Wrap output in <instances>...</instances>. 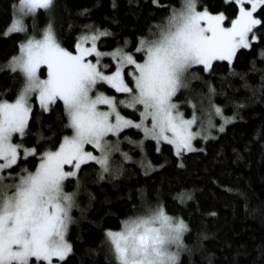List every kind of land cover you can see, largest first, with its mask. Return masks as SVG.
Masks as SVG:
<instances>
[{
	"label": "snow or ice",
	"instance_id": "1",
	"mask_svg": "<svg viewBox=\"0 0 264 264\" xmlns=\"http://www.w3.org/2000/svg\"><path fill=\"white\" fill-rule=\"evenodd\" d=\"M198 2L169 4L166 15L146 32L108 49L101 47L108 30L94 25L68 46L51 22L41 33L29 34L25 17L50 10L53 0H18L13 5L8 31L24 37L18 52L3 64L20 86L14 99L0 98V264H67L74 251L67 238L69 226L77 221L72 210L80 208L77 197L86 191L81 173L88 162L98 166L99 180L122 175L125 161L139 163L145 174L153 172L164 163L148 158L145 140H151L157 153L169 145L177 167L185 168L186 154L206 151L197 148V138H214L237 118L235 113L225 116L212 101L215 88L210 83L199 103L194 101L191 80L199 77L192 68L199 65L208 72L215 61L231 67L239 52L252 49L254 42L261 43L258 55L264 59V0H234L231 16ZM259 71L264 88V68ZM178 93L185 95L183 101ZM34 102L43 112L62 102L66 120L61 123L70 132L46 137L38 129L36 142L26 144ZM182 103L191 106L190 116ZM214 116L222 122L214 123ZM131 129L142 135L134 139L125 131ZM53 138L54 143H42ZM124 141L139 148L138 158L122 147ZM29 157L32 168L22 163ZM192 198V190L181 194L182 202ZM188 231V223L169 213L159 196L150 199L141 189L139 202L118 227L103 229L100 247L109 264H179L181 252L190 251Z\"/></svg>",
	"mask_w": 264,
	"mask_h": 264
},
{
	"label": "trees",
	"instance_id": "2",
	"mask_svg": "<svg viewBox=\"0 0 264 264\" xmlns=\"http://www.w3.org/2000/svg\"><path fill=\"white\" fill-rule=\"evenodd\" d=\"M180 3L181 0H160L159 4L153 0H53L50 10L39 9L34 17L26 16L25 23L31 34L33 30L41 33L51 22L65 46L88 25L107 29L109 34L101 37V47L108 49L122 44L125 37L134 40L166 15L169 4L179 7ZM233 3L234 0H199L198 6L223 10L231 16ZM14 4L18 0H0V98L10 100L15 98L20 80L14 79L16 74L3 64L18 52L24 37L19 31L7 32ZM261 46L254 42L252 49L240 51L231 67L226 61H215L208 72L202 71V66H193L192 71L199 77L191 80L189 94L194 101L199 103L200 94L208 92L210 83L215 88L212 101L222 107L225 116L235 113L237 118L226 123L223 132L214 129L218 132L214 138H197V148L206 151L186 154L185 168L177 167L169 145H162V152L157 153L151 140H145L148 158L153 164L164 163L163 168L153 172L145 174L139 163L125 161L122 175L99 180L94 162L82 166L86 191L77 197L80 208L72 210L77 221L69 226L67 238L74 251L67 264H109L100 247L103 229L118 227L120 219L130 213L131 205L139 202L141 189L150 199L159 196L169 213L188 223L185 239L190 251L181 252L179 264H264V88L259 71L264 68V59L258 55ZM254 58L256 70H252ZM104 60L109 62L110 58ZM245 81L249 86H245ZM101 86L108 91L106 85ZM178 96L181 101L185 99L183 94ZM180 107L185 115H191L190 105L182 103ZM62 118L66 120L62 102L53 105L50 112L41 111L34 102L31 132L25 143L36 142L38 129L46 137L51 132H70L63 128ZM213 120L216 124L222 122L219 116ZM125 131L134 139L142 135L137 129ZM54 142L53 138L42 143ZM122 147L139 157V148L127 141ZM24 162L33 167L30 157L22 159ZM72 187L66 185L67 190ZM186 190H192L193 198L182 202L181 194ZM204 233L207 235L201 236ZM198 238L200 242L196 243Z\"/></svg>",
	"mask_w": 264,
	"mask_h": 264
},
{
	"label": "rangeland",
	"instance_id": "3",
	"mask_svg": "<svg viewBox=\"0 0 264 264\" xmlns=\"http://www.w3.org/2000/svg\"><path fill=\"white\" fill-rule=\"evenodd\" d=\"M9 26H10V25H9ZM8 28H9V27H8ZM7 32H15V31H8V29H7ZM101 85H102V84H101ZM101 85H100V89H101L102 91H104V90L101 88V87H102ZM37 104H38V103H37ZM128 111H130V110H128ZM137 118H138V117H137Z\"/></svg>",
	"mask_w": 264,
	"mask_h": 264
}]
</instances>
